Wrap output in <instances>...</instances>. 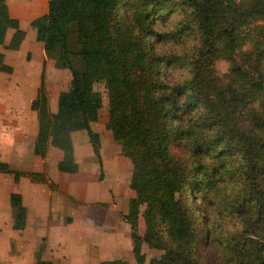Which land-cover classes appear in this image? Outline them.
<instances>
[{"label":"trees","instance_id":"16d2710c","mask_svg":"<svg viewBox=\"0 0 264 264\" xmlns=\"http://www.w3.org/2000/svg\"><path fill=\"white\" fill-rule=\"evenodd\" d=\"M175 11L183 14L177 30H157ZM30 25L44 51L57 53L54 66L67 69L72 82L52 112L42 70L30 103L37 119L33 151L45 157L58 150L57 170L75 173L71 134L85 130L101 165V139L91 124L102 107L94 85L105 83V126L132 165L134 195L122 218L136 264H210L200 253L212 233L223 247L222 263L264 264V0H49L46 13ZM189 31L198 35L199 47L188 62V77L171 82L168 67L183 63L157 51L154 42ZM24 37L0 0V45L17 50ZM217 58L229 62L226 81L211 66ZM0 71H12L1 52ZM0 173L12 175L14 184L27 176L56 185L45 172L16 170L3 160ZM222 177L236 192L219 215L239 218L244 230L255 225L256 240L240 246L218 220L205 223L196 199L214 196ZM9 205L13 228L23 230L27 209L18 191L10 194ZM143 244L162 255L146 263ZM36 259L53 264L41 259V250ZM99 264L130 263L118 258Z\"/></svg>","mask_w":264,"mask_h":264},{"label":"rangeland","instance_id":"374dc122","mask_svg":"<svg viewBox=\"0 0 264 264\" xmlns=\"http://www.w3.org/2000/svg\"><path fill=\"white\" fill-rule=\"evenodd\" d=\"M182 17L181 11L168 14L163 22H159L157 30L176 31ZM30 32L34 33L32 30ZM197 37L195 32L189 31L176 35L174 37L176 39L154 42L157 51L170 54L171 57L177 56L183 63L180 67H168L169 81L178 82L188 77V62L195 53L193 51L199 47ZM248 47L245 45L243 50ZM2 48L6 49L5 45ZM56 56L57 53L44 51L42 44L35 38L24 42L19 52L7 53L4 62L12 65L15 73L12 74V70L7 73L9 74L7 77L0 80V152L7 141L17 143L20 141L21 148L28 157L26 152L37 125L35 112L30 109V103L35 97L42 70L50 109L56 110L60 92L72 88L70 72L54 66ZM211 66L224 81L227 80L228 61L221 58L213 59ZM32 84L35 85L34 90L29 87ZM94 88L102 96L98 120L91 125L92 130L100 135L101 165L92 152L85 130L74 132L73 137L71 136L73 147L75 145L77 172L59 173L57 168L50 167L49 163L47 166L46 163H43L44 166L35 163V168L43 167L44 170L41 172H45L46 175L49 173L53 178L50 180L56 184L54 189H50L63 198L61 206L54 212L51 210L46 220H41L38 214L32 212L24 230L13 228V211L5 195L10 196L18 189L14 184L10 185L8 181L12 177L10 174L0 173V198L5 196L7 200L5 204H0V264H37L36 253L40 250L41 259L49 260L53 264H99L102 260L118 258L136 264L131 251L130 227L122 218L123 212H127L129 199L134 195L129 188L132 165L123 155L122 144L113 140L111 132L105 126L108 118L106 85L103 81H98ZM14 133H18L19 136ZM56 152L55 149L50 151L48 162L54 161ZM43 158L47 162L46 157ZM29 161L32 162V159L29 158ZM26 162L22 159L14 163L19 169H25V165L30 166V163ZM46 167H50L49 172L46 171ZM222 178L217 182L221 187L214 192V196L207 198L205 202L199 197L196 199L197 205L201 206L200 211L205 223L208 224L207 220H218L219 229H225L226 235L233 241L238 240L240 246L248 239L256 240L255 225L244 230L239 218L231 216L225 218L219 215V212L224 211L222 204L235 196L236 192V187L229 183L226 177ZM28 191L31 190L25 187L24 195L28 196ZM138 227L142 234L144 232L142 219L139 220ZM243 233L245 234L242 235ZM209 237L206 249L200 253L201 260L210 264L219 262L225 264L221 262L223 247L215 239L214 233ZM101 248L102 253L99 252ZM142 252L145 254L146 263L153 258H159L163 253L145 244L142 245Z\"/></svg>","mask_w":264,"mask_h":264},{"label":"crops","instance_id":"0c3cea01","mask_svg":"<svg viewBox=\"0 0 264 264\" xmlns=\"http://www.w3.org/2000/svg\"><path fill=\"white\" fill-rule=\"evenodd\" d=\"M48 1L49 0H6V4L8 6L10 16L18 19L19 24H20V28L25 31V37L22 40L19 49H17V50H6V49L2 48L3 45H0V52L3 53V61H6L5 58L7 56V53L19 52L20 49L23 47L24 42L28 41L29 39L31 40V39L35 38V32L34 33L30 32V30L34 31L31 27L30 23L34 18L46 13ZM28 32H30L29 36H28ZM12 33H13L12 30H9L7 32L4 44L8 43ZM5 64H7V63H5ZM7 65H10V64H7ZM10 66L12 67V70H13L12 74H14L15 69L12 65H10ZM8 75L9 74H7L6 72L0 71V80L3 77H7ZM10 77H13V75L12 76L10 75ZM34 86H35L34 84H32V86L29 85V87L32 88L33 90H34ZM35 94H36V91H35ZM50 110L52 112L56 111V110L54 111L52 109H50ZM35 119H36V114H35ZM36 122H37V119H36ZM34 129L35 130H34V133L32 135V138L30 140V146H29L28 152H26V153H28V157L25 156L23 149L21 148L20 141H18V143L16 141H12V142L7 141L6 144H3L4 145L3 151L0 152V160L8 162L9 165L11 167L13 166L14 169L23 170V171L41 172L42 170H44L43 167L41 169H40V167L35 168V165H34L35 163H36V165H38V163H40V165H42V166H44L43 163H46V166L49 163L50 167H53V166L56 167L57 162L61 157L58 150L56 152L55 159H53L54 160L53 162L52 161L48 162L49 161V158H48L49 153H50V151L54 150L52 148L47 152V154L45 156L47 162H45V159L43 157L34 153L33 146H34L35 136L37 133V125ZM73 133L71 134L72 137H73ZM15 135L19 136L18 133ZM74 150H75V145H74ZM29 158L32 159V162L29 161ZM22 159H24L25 162L27 160L26 164L30 163V166L25 165V167H24L25 169H19V166H15L14 162L19 161V160L21 161ZM31 165H32V167H31ZM50 167H46L47 172H49ZM59 173H62V172H59ZM58 175H60V174H58ZM47 176L49 178H52L49 175V173L47 174ZM8 181L11 183L10 185L14 184L13 177H11V180H8ZM14 185H15L16 189H18V192L22 195L23 204L25 205V207L27 209L26 225H28V223H29V216L31 215L32 212L38 214L41 220H46V218H48L50 216L51 210L54 212V210H56L58 206H61V203L63 202V198H61L59 196V194H57L56 191H53L52 189H50L48 184L32 181L27 176L21 177L19 179V181ZM25 187L29 188V190H31L30 192L28 191L29 192L28 196L24 195V188ZM5 196H7L6 197L7 200L10 199L9 194H7ZM5 196L0 198V204L1 205L5 204V202H7ZM28 201H32V203H28ZM28 205H31V206H28ZM123 213L125 214L126 212H123ZM102 248L99 250V252H101V253H102V251H101Z\"/></svg>","mask_w":264,"mask_h":264}]
</instances>
